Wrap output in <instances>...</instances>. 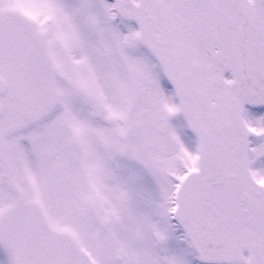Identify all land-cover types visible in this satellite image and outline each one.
<instances>
[{"label":"snow or ice","instance_id":"1","mask_svg":"<svg viewBox=\"0 0 264 264\" xmlns=\"http://www.w3.org/2000/svg\"><path fill=\"white\" fill-rule=\"evenodd\" d=\"M0 264H264V0H0Z\"/></svg>","mask_w":264,"mask_h":264}]
</instances>
